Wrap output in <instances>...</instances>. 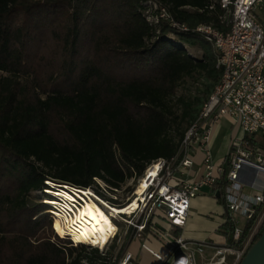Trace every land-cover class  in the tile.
<instances>
[{
    "label": "trees",
    "instance_id": "16d2710c",
    "mask_svg": "<svg viewBox=\"0 0 264 264\" xmlns=\"http://www.w3.org/2000/svg\"><path fill=\"white\" fill-rule=\"evenodd\" d=\"M223 12L214 0H0V264L109 262L97 248L52 241L48 213L38 215L49 205L31 193L45 180L89 187L94 177L119 188L172 157L222 74L194 29L226 32ZM185 78L194 91L177 96ZM216 192L222 201L223 181ZM221 227L231 231L227 216ZM263 230L264 221L249 246Z\"/></svg>",
    "mask_w": 264,
    "mask_h": 264
},
{
    "label": "built area",
    "instance_id": "2783aa9c",
    "mask_svg": "<svg viewBox=\"0 0 264 264\" xmlns=\"http://www.w3.org/2000/svg\"><path fill=\"white\" fill-rule=\"evenodd\" d=\"M214 1L224 11L220 16L222 21L229 17L228 30L223 32L212 25L200 24L194 31L216 48V66L222 68V74L197 118L186 129L177 152L170 158L150 161L119 188L94 177L89 187L45 180V187L32 192L39 195L37 200L49 205L50 209L45 211L53 221L58 219L68 229L65 235L54 229L56 233L71 240L73 245L97 248L105 256L108 246L117 241L118 252L108 264H137L130 246L134 238L143 241L145 232L167 244L166 254L161 255L141 243V248L152 255L157 264H238L264 221V0ZM160 16L169 18L164 9ZM169 20L177 31L188 30L185 25ZM225 117L231 119L240 132L224 157L215 161L211 150L213 129ZM197 153L202 154L201 173L196 179H187L183 175L193 168ZM130 180H136L135 186L123 200L119 199L117 193ZM222 181L221 200L232 223L231 231L220 226L217 238L201 241L177 234L176 231L186 225L192 199L203 187L213 191ZM139 186L143 189L138 192ZM91 199L115 226L103 247L76 240L68 228ZM50 200L54 203L49 204ZM134 201L136 205L130 211L120 212L131 207ZM260 207L252 232L241 247H235L233 243L241 238L247 220ZM160 221L166 222L167 227H160ZM76 227L73 224L72 228L77 231ZM196 253L200 255V263Z\"/></svg>",
    "mask_w": 264,
    "mask_h": 264
},
{
    "label": "crops",
    "instance_id": "0c3cea01",
    "mask_svg": "<svg viewBox=\"0 0 264 264\" xmlns=\"http://www.w3.org/2000/svg\"><path fill=\"white\" fill-rule=\"evenodd\" d=\"M239 127L234 124L231 119L225 117L214 126L213 136L211 142L212 157L215 161H220L227 152L232 141L239 135ZM201 153H197L195 158V164L189 173L183 175L187 179H196L201 173ZM211 198H214L213 200ZM222 201L218 200L210 191L208 187H203L201 193L192 199L189 217L186 225L176 231L177 234L183 236V238L193 241H201L217 238L218 228L224 223L225 219L212 217L211 213L215 210L214 205L220 204ZM223 204V203H222ZM212 207H214L212 209ZM222 207V206H221ZM221 212V216H222ZM200 215L207 216V219H212L216 225L211 233L201 237L202 233L197 230V224L203 220ZM160 227H167V223L164 221L159 222Z\"/></svg>",
    "mask_w": 264,
    "mask_h": 264
},
{
    "label": "rangeland",
    "instance_id": "374dc122",
    "mask_svg": "<svg viewBox=\"0 0 264 264\" xmlns=\"http://www.w3.org/2000/svg\"><path fill=\"white\" fill-rule=\"evenodd\" d=\"M147 3L148 4H147V8H146L145 13L148 15V19L153 20L152 15H154V12H155L157 5L153 2H147ZM188 52L195 57H200L202 55V52L199 48H188ZM192 85H193L192 79L191 78H185L179 86L177 96H181V95L190 96L192 94V92L194 91L193 90L194 88L192 87ZM190 88H191V91H189ZM175 138L177 140L178 135H176ZM135 184H136V180L128 181V183L121 189V191H119L117 193L118 198L123 200L128 195V188L132 189V187H134ZM37 197H39L38 194L36 195L34 193H31V198L33 199L34 202H38ZM50 198H52V197H50ZM211 199L213 200L214 198H211ZM214 207H212V209L214 208L215 210L212 211L211 216L213 218L216 217V218L225 219L226 218V211H225L224 205L220 202V204H215ZM221 212H223L222 216H221ZM47 213L48 212H46V211H42V212L38 213V215L39 214H47ZM199 217H201V219H203V220L199 221L196 226H197V230L199 231V233H202L200 236L203 237L204 235L211 233V231L214 229L216 223L212 219H207L208 218L207 216H203V215L199 214ZM48 218L51 219V229L53 231V235L51 237L52 241H58L57 240V237H58L61 240L70 241V243L72 244L71 240H69V239L66 240L64 238H61L56 233L57 230L55 229L54 224L56 223V220H58V219L53 221V219L51 218V216L49 214H48ZM142 242L151 246L155 251H157L161 255H165L167 252L166 251L167 250V244L165 243V240H163V239H159V241L155 240L153 237H151L150 234L145 232L143 241H141L137 238H134L131 242L130 250L133 253V255L135 256V260H136L137 264H157V260L152 255H150L149 253H147L145 250H143L141 248ZM61 244L64 245V243H61ZM71 244L67 243V245H71ZM119 246L120 245L117 241H113L110 244V246H108L105 256L108 257L109 260H111L112 257L117 254ZM196 258H197V262L200 263L201 258H200V255L198 253H196Z\"/></svg>",
    "mask_w": 264,
    "mask_h": 264
},
{
    "label": "bare ground",
    "instance_id": "6f19581e",
    "mask_svg": "<svg viewBox=\"0 0 264 264\" xmlns=\"http://www.w3.org/2000/svg\"><path fill=\"white\" fill-rule=\"evenodd\" d=\"M142 189L143 186H139L138 192ZM48 203L52 204L54 201L50 200ZM135 205L136 202L134 201L131 207L127 208L126 211H130ZM116 210H118V208H116ZM126 211L122 210L120 212L125 213ZM72 223L77 225V231L72 228L73 224L68 225V228L76 240L83 243L89 242L91 245L101 247L105 245L109 236L115 229L108 214L92 199L86 201V204L76 215V219ZM54 227L60 235H65V231H68L59 220H56Z\"/></svg>",
    "mask_w": 264,
    "mask_h": 264
},
{
    "label": "water",
    "instance_id": "95a60500",
    "mask_svg": "<svg viewBox=\"0 0 264 264\" xmlns=\"http://www.w3.org/2000/svg\"><path fill=\"white\" fill-rule=\"evenodd\" d=\"M219 197V192H216ZM238 264H264V230L252 245L249 246Z\"/></svg>",
    "mask_w": 264,
    "mask_h": 264
},
{
    "label": "snow or ice",
    "instance_id": "6c2138e0",
    "mask_svg": "<svg viewBox=\"0 0 264 264\" xmlns=\"http://www.w3.org/2000/svg\"><path fill=\"white\" fill-rule=\"evenodd\" d=\"M122 210L126 211V209H122ZM113 211H116V210L114 209Z\"/></svg>",
    "mask_w": 264,
    "mask_h": 264
}]
</instances>
